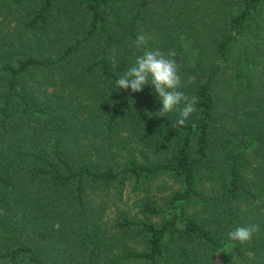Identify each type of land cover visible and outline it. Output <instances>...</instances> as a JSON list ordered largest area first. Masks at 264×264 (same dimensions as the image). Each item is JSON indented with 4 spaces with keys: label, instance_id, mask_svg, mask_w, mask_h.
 Returning <instances> with one entry per match:
<instances>
[{
    "label": "trees",
    "instance_id": "trees-1",
    "mask_svg": "<svg viewBox=\"0 0 264 264\" xmlns=\"http://www.w3.org/2000/svg\"><path fill=\"white\" fill-rule=\"evenodd\" d=\"M0 264H264V0H0Z\"/></svg>",
    "mask_w": 264,
    "mask_h": 264
},
{
    "label": "clouds",
    "instance_id": "clouds-1",
    "mask_svg": "<svg viewBox=\"0 0 264 264\" xmlns=\"http://www.w3.org/2000/svg\"><path fill=\"white\" fill-rule=\"evenodd\" d=\"M137 48L146 44V37L139 35L134 41ZM175 53L165 54L160 50H146L137 56L119 78L116 86L119 89L142 92L145 86L153 87L162 107L159 113L178 112V126H183L191 114L196 112V99L189 97L182 90V79ZM260 230L259 225H240L229 231L228 239L245 243L252 240Z\"/></svg>",
    "mask_w": 264,
    "mask_h": 264
},
{
    "label": "rangeland",
    "instance_id": "rangeland-1",
    "mask_svg": "<svg viewBox=\"0 0 264 264\" xmlns=\"http://www.w3.org/2000/svg\"><path fill=\"white\" fill-rule=\"evenodd\" d=\"M173 184H171V183H169V186L171 187ZM113 212H110V216H111V214H112Z\"/></svg>",
    "mask_w": 264,
    "mask_h": 264
}]
</instances>
